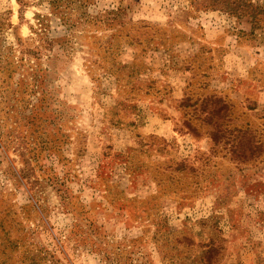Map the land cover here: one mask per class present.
I'll return each mask as SVG.
<instances>
[{
	"label": "rangeland",
	"instance_id": "1",
	"mask_svg": "<svg viewBox=\"0 0 264 264\" xmlns=\"http://www.w3.org/2000/svg\"><path fill=\"white\" fill-rule=\"evenodd\" d=\"M0 264H264V0H0Z\"/></svg>",
	"mask_w": 264,
	"mask_h": 264
}]
</instances>
